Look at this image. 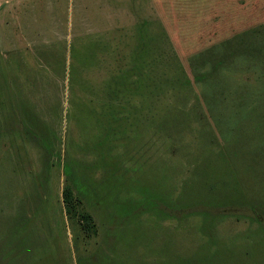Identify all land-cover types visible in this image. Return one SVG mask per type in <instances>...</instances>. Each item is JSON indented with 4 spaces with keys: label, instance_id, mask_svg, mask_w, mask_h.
<instances>
[{
    "label": "rangeland",
    "instance_id": "374dc122",
    "mask_svg": "<svg viewBox=\"0 0 264 264\" xmlns=\"http://www.w3.org/2000/svg\"><path fill=\"white\" fill-rule=\"evenodd\" d=\"M0 264H264V0H0Z\"/></svg>",
    "mask_w": 264,
    "mask_h": 264
},
{
    "label": "trees",
    "instance_id": "16d2710c",
    "mask_svg": "<svg viewBox=\"0 0 264 264\" xmlns=\"http://www.w3.org/2000/svg\"><path fill=\"white\" fill-rule=\"evenodd\" d=\"M62 195H63V202L65 205L66 211L68 213L75 215L74 213L75 205L73 202L74 201L73 193H72L71 188L68 185L64 186ZM78 216L81 221V225L83 229L88 233L89 232L95 233L96 228H95V224L93 222L91 215L87 212H80Z\"/></svg>",
    "mask_w": 264,
    "mask_h": 264
}]
</instances>
